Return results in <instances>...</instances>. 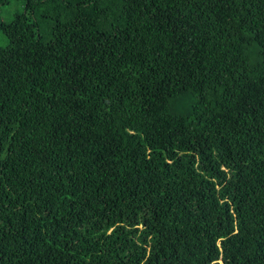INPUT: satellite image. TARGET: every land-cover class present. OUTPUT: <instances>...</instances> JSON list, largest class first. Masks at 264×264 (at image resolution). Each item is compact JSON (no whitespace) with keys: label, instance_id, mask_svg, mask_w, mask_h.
I'll list each match as a JSON object with an SVG mask.
<instances>
[{"label":"trees","instance_id":"1","mask_svg":"<svg viewBox=\"0 0 264 264\" xmlns=\"http://www.w3.org/2000/svg\"><path fill=\"white\" fill-rule=\"evenodd\" d=\"M22 1L0 264H264V0Z\"/></svg>","mask_w":264,"mask_h":264},{"label":"rangeland","instance_id":"2","mask_svg":"<svg viewBox=\"0 0 264 264\" xmlns=\"http://www.w3.org/2000/svg\"><path fill=\"white\" fill-rule=\"evenodd\" d=\"M24 1L22 0H14L12 1L10 6L3 7L0 11V20L1 21H10L13 17V13L18 10H23ZM7 40L0 34V45H5Z\"/></svg>","mask_w":264,"mask_h":264}]
</instances>
